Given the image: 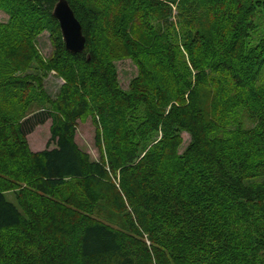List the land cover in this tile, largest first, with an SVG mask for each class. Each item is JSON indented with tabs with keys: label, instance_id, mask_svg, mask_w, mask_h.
<instances>
[{
	"label": "trees",
	"instance_id": "trees-1",
	"mask_svg": "<svg viewBox=\"0 0 264 264\" xmlns=\"http://www.w3.org/2000/svg\"><path fill=\"white\" fill-rule=\"evenodd\" d=\"M68 1L86 36L76 54L57 0H0L3 54L56 24L46 68L66 81L52 107L0 116V264H264V0ZM125 56L140 66L128 90L113 66ZM25 86H1L0 111ZM240 107L255 126L232 122ZM89 114L99 160L75 140ZM48 120L47 148L30 151ZM100 205L121 223L94 216Z\"/></svg>",
	"mask_w": 264,
	"mask_h": 264
},
{
	"label": "rangeland",
	"instance_id": "rangeland-1",
	"mask_svg": "<svg viewBox=\"0 0 264 264\" xmlns=\"http://www.w3.org/2000/svg\"><path fill=\"white\" fill-rule=\"evenodd\" d=\"M11 18L10 12L6 8L0 6V87H4L7 82L15 83L18 80H21L26 86L22 89L15 88L17 90V97L6 102L8 105L5 107L8 108H2L0 116H2L4 112L14 113L16 111L18 116L22 118L44 107H52L51 102L58 98L61 87L66 81L57 70L46 68L47 61L54 56L55 38L59 32L58 26L53 23L47 24L45 21V28L39 32L31 33L34 36V46L32 48L27 45V40H24L19 47L18 54H16L18 44L12 43L10 46L8 45V47L14 50L13 52H15V55L8 56L4 55L2 51V33L7 25L12 24ZM256 19L259 23V30L254 35L257 38L261 34L260 30L264 29V9H261V7L258 8ZM14 26V29H17L18 23H15ZM34 48L38 51L35 57L33 55ZM8 53L10 54L12 51L7 52V54ZM30 53H32V55H30ZM113 66L117 73V82L119 86L124 90L130 89L131 82H133L132 80L140 74L139 64L131 57L125 56L114 59ZM151 68H153V66H151ZM7 93L6 90L3 92L0 91V99L3 100V95H7ZM43 95H45V97H43ZM7 97H10L9 94ZM230 119H232V122H235V120L243 121L244 126L247 128L255 126L257 123V120L251 117L248 109L246 111L244 107H240L235 114L230 115ZM1 122L3 121H0V126L2 125ZM73 123L77 128L75 140L80 149L89 154L93 160H99L100 150L96 140L97 125L95 123V115H86L83 118L76 119ZM50 127L51 120H48L38 125L32 133L24 138L30 151L36 152L47 148L51 136ZM233 127L235 126L232 125L230 128ZM9 130L10 129H8V131ZM220 135L227 136L225 133H220ZM181 137L182 143L179 147L180 153L184 152L191 140V136L187 131H182ZM1 143L0 141V144ZM50 147H54V144H51ZM70 189L75 192L81 191L78 185H74ZM70 192L66 194H70ZM7 197L11 201L16 202L15 192L12 190L7 192ZM94 216L113 224L121 223L122 221V215L120 213H115L103 205H100L96 209Z\"/></svg>",
	"mask_w": 264,
	"mask_h": 264
},
{
	"label": "water",
	"instance_id": "water-1",
	"mask_svg": "<svg viewBox=\"0 0 264 264\" xmlns=\"http://www.w3.org/2000/svg\"><path fill=\"white\" fill-rule=\"evenodd\" d=\"M53 16L60 23L66 49L73 54L82 52L86 46V36L69 1L57 0L53 8Z\"/></svg>",
	"mask_w": 264,
	"mask_h": 264
}]
</instances>
